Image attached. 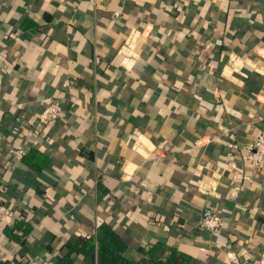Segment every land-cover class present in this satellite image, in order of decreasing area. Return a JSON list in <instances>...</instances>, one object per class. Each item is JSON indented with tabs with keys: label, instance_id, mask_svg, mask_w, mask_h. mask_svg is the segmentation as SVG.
Masks as SVG:
<instances>
[{
	"label": "crops",
	"instance_id": "crops-1",
	"mask_svg": "<svg viewBox=\"0 0 264 264\" xmlns=\"http://www.w3.org/2000/svg\"><path fill=\"white\" fill-rule=\"evenodd\" d=\"M263 132L264 0H0V263L90 264L106 223L129 262L264 264V171L226 148Z\"/></svg>",
	"mask_w": 264,
	"mask_h": 264
},
{
	"label": "trees",
	"instance_id": "trees-1",
	"mask_svg": "<svg viewBox=\"0 0 264 264\" xmlns=\"http://www.w3.org/2000/svg\"><path fill=\"white\" fill-rule=\"evenodd\" d=\"M28 154L19 160L29 163L39 171L48 163V158L41 153L36 145ZM31 160V161H30ZM19 161H14L17 163ZM78 253L90 259V264H197L196 261L184 252L169 248L163 243L149 244L139 250L140 259L133 263L125 260L124 254L128 246L121 235L106 223L99 225L94 238L82 241ZM65 261H70L66 260ZM0 264H7L2 262Z\"/></svg>",
	"mask_w": 264,
	"mask_h": 264
},
{
	"label": "built area",
	"instance_id": "built-area-1",
	"mask_svg": "<svg viewBox=\"0 0 264 264\" xmlns=\"http://www.w3.org/2000/svg\"><path fill=\"white\" fill-rule=\"evenodd\" d=\"M64 116V109L56 101L49 103L39 114L38 121L33 131V145L39 143L40 137L50 123L58 122ZM226 148L228 151L243 150L246 152V158L250 163V167L254 173L264 171V132L261 133L254 141L248 145H240L235 142H227ZM162 147L157 150L163 151ZM26 154L24 149H11L9 157L12 161L21 160ZM154 158H161V154L154 153ZM223 218L217 213H211L207 217L201 218L198 222V227L202 230H207L211 233H217L223 225Z\"/></svg>",
	"mask_w": 264,
	"mask_h": 264
}]
</instances>
